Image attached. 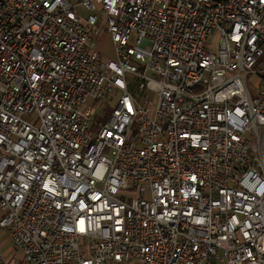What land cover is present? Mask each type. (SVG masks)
<instances>
[{
	"label": "built area",
	"instance_id": "obj_1",
	"mask_svg": "<svg viewBox=\"0 0 264 264\" xmlns=\"http://www.w3.org/2000/svg\"><path fill=\"white\" fill-rule=\"evenodd\" d=\"M1 229L20 264H264V0H0Z\"/></svg>",
	"mask_w": 264,
	"mask_h": 264
},
{
	"label": "rangeland",
	"instance_id": "obj_2",
	"mask_svg": "<svg viewBox=\"0 0 264 264\" xmlns=\"http://www.w3.org/2000/svg\"><path fill=\"white\" fill-rule=\"evenodd\" d=\"M207 43H209L210 45L209 49L211 51H216L218 44V33L213 32L209 36ZM101 48H102L101 59L103 61L114 58V46L110 41L107 40L105 43H102ZM0 234H1L0 242L2 243V250L5 251L9 257H12L13 260H11V262L13 264H20V262H18L17 260L21 258V252L18 249H15V247L12 244V241L8 239V233L6 229H1Z\"/></svg>",
	"mask_w": 264,
	"mask_h": 264
}]
</instances>
